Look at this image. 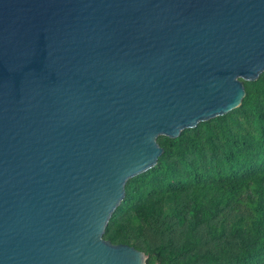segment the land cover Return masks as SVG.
<instances>
[{"label":"water","instance_id":"water-1","mask_svg":"<svg viewBox=\"0 0 264 264\" xmlns=\"http://www.w3.org/2000/svg\"><path fill=\"white\" fill-rule=\"evenodd\" d=\"M262 72L264 0H0V264H146L127 180Z\"/></svg>","mask_w":264,"mask_h":264},{"label":"trees","instance_id":"trees-1","mask_svg":"<svg viewBox=\"0 0 264 264\" xmlns=\"http://www.w3.org/2000/svg\"><path fill=\"white\" fill-rule=\"evenodd\" d=\"M241 104L171 138L130 178L103 237L146 264H264V72Z\"/></svg>","mask_w":264,"mask_h":264}]
</instances>
